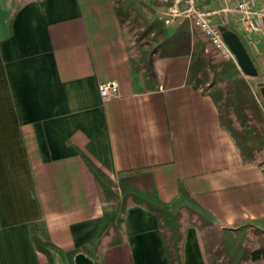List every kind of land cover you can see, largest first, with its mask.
I'll return each instance as SVG.
<instances>
[{
	"label": "crops",
	"instance_id": "0c3cea01",
	"mask_svg": "<svg viewBox=\"0 0 264 264\" xmlns=\"http://www.w3.org/2000/svg\"><path fill=\"white\" fill-rule=\"evenodd\" d=\"M240 1L198 5L238 35L257 75L238 65L232 75L254 83L264 102V0H252L257 29ZM164 27L165 37L184 40V52L158 48L148 75L133 65L114 0H0V264H50L33 236L54 246L53 264H70L69 251L94 264H169L145 206L128 202L113 229L116 207L83 156L113 181L149 172L166 203L183 186L213 226L264 228V152L243 155L221 122L219 98L195 82L204 52L215 50L201 47L206 39L188 19ZM105 82L116 84L115 97H101ZM182 260L207 264L189 232Z\"/></svg>",
	"mask_w": 264,
	"mask_h": 264
},
{
	"label": "rangeland",
	"instance_id": "374dc122",
	"mask_svg": "<svg viewBox=\"0 0 264 264\" xmlns=\"http://www.w3.org/2000/svg\"><path fill=\"white\" fill-rule=\"evenodd\" d=\"M118 9L121 30L125 37L128 51L135 68L145 70L148 58L160 48L165 38V23L156 13L161 4L153 0H114ZM150 25H152L150 27ZM204 42V41H203ZM209 45L205 40L204 44ZM204 52V51H203ZM232 67L221 60L215 51L209 50L202 56L199 73L195 82L202 88L210 91L219 98V110L222 124L231 129V134L243 152L247 155L264 152V103L258 88L254 83L247 86L242 84L239 78L232 75ZM225 73L219 76L217 73ZM115 182L114 185H116ZM128 202H132L128 200ZM165 204H170L166 203ZM190 210L186 207L172 209L176 214L175 223L179 227L181 235L179 243L185 240L189 232L195 241L201 245L213 247L221 244L224 234L219 228H215L209 218L204 216L195 207V203L188 202ZM195 210L198 214H195ZM163 224L166 218L159 212ZM232 239L243 238L244 245L250 250L262 249V256L257 260H246L243 264H264V228L251 224H242L231 230Z\"/></svg>",
	"mask_w": 264,
	"mask_h": 264
},
{
	"label": "trees",
	"instance_id": "16d2710c",
	"mask_svg": "<svg viewBox=\"0 0 264 264\" xmlns=\"http://www.w3.org/2000/svg\"><path fill=\"white\" fill-rule=\"evenodd\" d=\"M117 15L119 17V11L116 8ZM152 25H150L151 27ZM175 35H168L160 44V49L165 52H170L172 54H177L179 52H184L183 41L177 39ZM182 42V47L178 48L177 46ZM227 64H230L234 68V73L238 72L237 65L231 61H225ZM197 66V63H195ZM148 75H153V68L151 58H148L146 67H144ZM196 75V73H195ZM240 82L247 86V82L243 78H239ZM248 87V86H247ZM259 95V93H258ZM264 103V102H262ZM228 129V128H227ZM231 131V129H228ZM232 133V132H231ZM236 140V139H235ZM237 142V141H236ZM238 144V142H237ZM239 145V144H238ZM241 152H243L242 147L239 145ZM246 154L243 152V155ZM84 161L93 174V177L96 181L99 192L103 200H110L114 203L116 207L117 217L113 229L119 231L120 225L122 222V214L128 205V200L141 204L151 210L161 228L163 234V239L165 242V247L167 250V256L169 264H182V246L183 243H179V237L181 235L179 227L175 223L176 214L172 209H178L186 207L189 209L188 212L194 213L190 210L188 202L195 203V207L207 218L209 214L199 205V203L188 193V191L180 186L179 195L170 203L165 204L157 197L155 186L153 183L152 175L149 172H143L140 170L135 171H126L118 175L117 180L113 181L110 179L105 172L97 166L87 156H83ZM115 182H117L116 185ZM159 212H162L166 218V223L163 224ZM198 212L195 210V214ZM212 223V222H211ZM216 228V226H214ZM219 228V227H217ZM222 234H224L223 242L218 243L215 246H204V255L205 261L207 264H243L246 260H257L262 256V249L250 250L244 245L243 238L238 236V238H233L230 236V232L233 229L222 227L219 228ZM33 242L37 249L41 250L47 256L50 264H53V257L51 250L54 246L48 242L42 241L40 238L33 236ZM76 251H69L66 253V256L70 260V264H75L74 256ZM94 264V263H92Z\"/></svg>",
	"mask_w": 264,
	"mask_h": 264
},
{
	"label": "built area",
	"instance_id": "2783aa9c",
	"mask_svg": "<svg viewBox=\"0 0 264 264\" xmlns=\"http://www.w3.org/2000/svg\"><path fill=\"white\" fill-rule=\"evenodd\" d=\"M164 8L162 19L164 23L173 22L175 19H188L195 29L214 48L221 60L231 61L237 64L234 53L223 39L222 32L214 25L209 16L211 12L198 5V0H153ZM237 10L249 21L253 29H257L258 12L253 8L252 0H242L237 4ZM99 93L102 98L115 97L118 94L117 86L113 82H105L99 85Z\"/></svg>",
	"mask_w": 264,
	"mask_h": 264
},
{
	"label": "water",
	"instance_id": "95a60500",
	"mask_svg": "<svg viewBox=\"0 0 264 264\" xmlns=\"http://www.w3.org/2000/svg\"><path fill=\"white\" fill-rule=\"evenodd\" d=\"M219 29L222 32L224 41L234 53L237 64L242 73L247 76H256L257 70L238 35L224 27H219ZM260 91L264 100V89L261 88ZM74 262L75 264H92V260L83 253H77L74 256Z\"/></svg>",
	"mask_w": 264,
	"mask_h": 264
}]
</instances>
